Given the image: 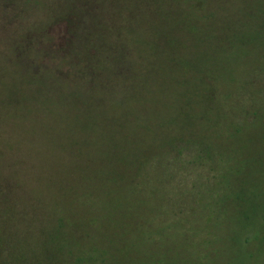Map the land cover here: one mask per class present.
Here are the masks:
<instances>
[{
	"label": "rangeland",
	"instance_id": "374dc122",
	"mask_svg": "<svg viewBox=\"0 0 264 264\" xmlns=\"http://www.w3.org/2000/svg\"><path fill=\"white\" fill-rule=\"evenodd\" d=\"M135 1L113 0L108 10L98 1L94 6L108 18L116 44L131 40L129 31L143 23L147 31H158V40L145 44L160 46L163 54L165 42L170 50L176 45L177 64L175 69L163 66L159 79L151 73L155 91L139 93L126 104L125 130L141 139L134 144L115 135L120 145L110 147L109 133L98 125L84 132L68 110L76 111L71 96L77 75L64 62L66 23L54 17L63 0H0V186L17 196L12 200L16 214L27 215L20 228L33 223L30 232H20L19 220H13L16 239L34 247L40 236L54 237L77 255L88 250V242L84 248L73 247L78 237L70 220L56 237V222L65 214L92 215L89 223L99 236L91 242L110 244L105 245L106 260L97 252L100 257L86 264H142L140 256L156 260L159 237L172 243L177 239L178 247L179 233L195 243L193 258L186 255L184 264H264V0H140L138 9ZM165 1L172 7L159 5ZM181 3L193 27L165 26L163 17L178 15ZM159 27L162 33L167 27L165 35ZM149 51L142 46L134 63L147 64ZM186 98L193 113L209 114L208 122L189 116ZM240 122L243 130L234 134ZM189 125L195 138L202 135L209 146L193 137L190 145L177 144L184 157L172 164L155 157L144 166L137 192L129 190V169L120 172L124 178L116 179L117 184L96 177L119 155L123 166L135 168L137 149L143 156L162 149L153 133L191 132ZM121 206L142 214V233L134 238L140 243L144 235V243L137 251L119 253L111 241L115 221L103 215ZM79 223L80 230L84 223ZM161 225L166 235L160 234Z\"/></svg>",
	"mask_w": 264,
	"mask_h": 264
},
{
	"label": "trees",
	"instance_id": "16d2710c",
	"mask_svg": "<svg viewBox=\"0 0 264 264\" xmlns=\"http://www.w3.org/2000/svg\"><path fill=\"white\" fill-rule=\"evenodd\" d=\"M94 1V4H91V0H63L62 10L60 9L54 16L56 20H61L66 23L67 34L65 37L66 50L64 54V62L67 63L68 69H70L74 75H77L76 77H72L74 78L72 81L74 88L72 90L74 92L71 96V98L73 97L72 101L75 106L73 109L76 108V111L67 108L74 114V118L79 119V123L84 132L91 133L92 127L98 125L106 134L109 133L110 137L108 136L109 140L107 143L110 147L120 145L112 138L115 135L123 138L128 137V139L135 144L141 139V137L132 136L131 133H127L125 130L127 123L126 119L129 117L126 104L129 100H136L139 93L143 92L145 94H150L155 91L154 85L156 82L151 83L152 78L151 80L148 78L151 73L154 75L157 74L159 79V75L162 77L164 76V73L161 74L163 66L168 65L171 69H175L177 60L173 56V52L175 51L174 48L176 45L171 44L172 50H170L167 42H165L167 51L164 54L161 53L160 46L158 47L155 44L146 45L145 43L149 39H157L156 34L158 31L157 28H151L150 32L147 31V29H144L143 26H141L143 23L132 28V30H138L129 31L132 36L131 40L116 44V40L113 41V39H111V33L114 32V30L111 25H109L108 18L101 15V9L97 10L94 6L98 1L99 5L102 3L103 5L105 4V8L101 7L103 10H108V7L113 0ZM139 5L140 0H136L133 7L138 9ZM159 5L172 7L168 6V1L161 2ZM179 6L181 7V11L178 15L172 16L168 14L163 17L164 25L167 27L171 25L177 27L179 25L192 28L191 17L189 15L187 17V13H185L184 9L182 11V8L185 7L184 3H181ZM114 10L118 13L120 12L117 9ZM160 20L161 18L159 17L158 21L161 23ZM126 21L129 22L131 20L130 18H126ZM129 25L131 26V24ZM166 28H164L162 33V30H160L159 27L161 36L162 34H166ZM201 31L206 32L203 31V29L194 28V32ZM205 36L209 38L207 34ZM138 44H140V46H137ZM142 46H147L150 50L149 52L152 54V60L148 59L149 62L147 64L146 62H143L141 65H138L139 61H137L136 65L134 62L135 59L139 57L138 53ZM125 53L129 54L131 58L125 57ZM128 59H131V61ZM155 60L156 63H154ZM188 62L193 65L192 61ZM137 66L140 67V69H138ZM180 66L182 67V64H180ZM187 67H189V65H187ZM168 73H172V71H169ZM98 75H103L104 78L112 80H105L103 77L100 79ZM76 80L77 82H75ZM77 96L78 98L80 96V99H78ZM189 100L190 99L188 98L185 99V111L189 112V116L193 118L197 117L208 122L207 118L209 117V114L193 113L192 109L189 107ZM204 100L206 101V97ZM107 110H110L108 114L106 113ZM215 115L220 118L217 114ZM191 127V132L187 131L186 128H182L177 131L173 129H164L161 132L153 133V137H157L161 140L162 149L158 151H150L146 156H143L139 149H137L135 168H132L133 166L130 165L123 166L122 163L124 157L119 155L113 160V162L107 164V167L104 166L106 167L104 173L103 170L101 173H96V177L99 176L98 179H100V182L107 181L112 184H115L116 182L117 184L118 180L116 179L120 178L123 180L124 178L120 177V172L123 171V169H129V175H131V180L128 181L129 190L132 187L131 191L137 192V186L143 182L142 171L144 166L146 164L152 165L155 157H163L164 159L166 157V163L172 164L175 160L184 157L177 144L184 143L190 145V140L193 137L198 140L199 144L209 146L203 141L202 135H198L197 138H195L193 126ZM207 127L208 125L206 124V128ZM243 127L244 125L240 122L239 126L236 127V132L234 134L240 133L243 130ZM136 131L138 130L135 128V132ZM176 133L179 134L175 136L174 134ZM83 137L88 139V135H84ZM206 138L208 139V135H206ZM84 141L88 142L86 139H84L83 142ZM89 143L86 145L84 143V147H89ZM217 149H220V147H217ZM175 151L177 153H175ZM235 192L238 193L235 198V201L237 202L240 198L239 190H235ZM16 197L17 196L11 188L0 186V264H86L94 260L95 256L96 259L100 257L97 255V252H102L104 254L103 260H106L108 252V247L106 246H109L110 243H105L106 246H103L99 240L98 242L94 241V243L90 240V238H94V235L99 236V231L94 229L89 223V220L93 217L92 215L86 217V215L71 214L67 217L64 213L65 216H60V220L56 222L58 228L55 230L54 235L58 237L62 234L60 229L65 227L69 220L72 221V229L75 230L74 234L78 237L77 242L76 244H73V247L79 245L80 248H84V244L88 242V250L85 249V252L83 253L75 255L73 250L67 249L61 241L56 240L54 237L53 239H48L46 236L43 238L42 236L39 237L41 241L39 245L34 247L21 246V242L16 239L17 230L13 231L15 225H12V222L13 220H19L18 225L20 228V225L27 221V215L24 212H21L20 214L17 212L16 214L15 207L12 204L13 198ZM138 198L139 200H143L142 195L138 196ZM103 216L109 220L115 221V229L111 241L115 244L114 246L119 253H125V250L137 251V249L142 246L144 243V235L140 243L137 238H134V235L142 233L141 227L143 228L144 225L143 219L141 220L142 214L138 209L121 206L117 210L109 209ZM183 220L185 221V219ZM82 221L84 225H82V228L79 230V222ZM31 224H26L23 228H20V232H30ZM130 228L133 229L129 231ZM158 230L160 231V234L161 232L164 235L167 233L165 227L162 225ZM74 234L72 233V235ZM175 244H177V239L172 243L168 239H161V237H159L157 244L159 255L157 256V259L155 260L153 257L149 256L146 261L145 257L140 256L141 263L146 264L151 261L152 264H164L165 258L167 264H184V262L188 260V257L193 258L192 251L195 252V250H190L192 246L195 247L193 238L188 237L186 233H182V235L179 233L178 247H176ZM91 246L96 247L91 249ZM64 251L67 253V256L62 257ZM163 251L165 255L163 254ZM185 251L188 254H186ZM186 255L189 256L187 257Z\"/></svg>",
	"mask_w": 264,
	"mask_h": 264
}]
</instances>
